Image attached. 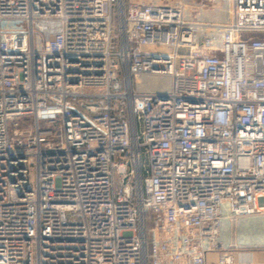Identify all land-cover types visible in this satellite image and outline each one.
<instances>
[{"label": "built area", "instance_id": "obj_1", "mask_svg": "<svg viewBox=\"0 0 264 264\" xmlns=\"http://www.w3.org/2000/svg\"><path fill=\"white\" fill-rule=\"evenodd\" d=\"M188 1L0 0V264H236L222 219L264 215V40L239 39L264 0Z\"/></svg>", "mask_w": 264, "mask_h": 264}, {"label": "rangeland", "instance_id": "obj_2", "mask_svg": "<svg viewBox=\"0 0 264 264\" xmlns=\"http://www.w3.org/2000/svg\"><path fill=\"white\" fill-rule=\"evenodd\" d=\"M132 1H144V0H132ZM156 5L164 4V0H149ZM229 9V1L224 0H197L196 2H188L185 9V17L190 21H220L228 22L229 16L226 14ZM212 15H215V19H212ZM117 22L114 18L113 23V34L116 33ZM218 34V33H216ZM258 38L264 40V31L258 32H241L239 34V39L244 41L248 46L251 39ZM117 46L118 41L113 42V48L111 50V58L115 63L117 70H120V66L117 58ZM246 70L250 73L253 71V56L250 51L247 52L245 58ZM133 85L136 89L145 92H157V93H168L171 90V78L167 76H154V75H136L133 78ZM119 159L126 160V156H121ZM259 216V215H258ZM254 218V216H253ZM252 225L256 227L258 219H253ZM224 231L223 224L220 225V232ZM240 233L245 231L240 230ZM250 233V231H248Z\"/></svg>", "mask_w": 264, "mask_h": 264}, {"label": "crops", "instance_id": "obj_3", "mask_svg": "<svg viewBox=\"0 0 264 264\" xmlns=\"http://www.w3.org/2000/svg\"><path fill=\"white\" fill-rule=\"evenodd\" d=\"M212 19H215V15H212ZM253 219H258L256 227L252 226ZM221 224L224 231H219L220 239L226 247L232 249L236 264H264V215L246 217L234 222L222 219ZM240 230L245 231L247 235L243 236L245 234L240 233Z\"/></svg>", "mask_w": 264, "mask_h": 264}, {"label": "water", "instance_id": "obj_4", "mask_svg": "<svg viewBox=\"0 0 264 264\" xmlns=\"http://www.w3.org/2000/svg\"><path fill=\"white\" fill-rule=\"evenodd\" d=\"M125 191L128 192V188H126Z\"/></svg>", "mask_w": 264, "mask_h": 264}]
</instances>
